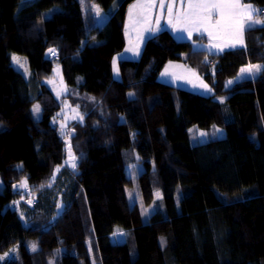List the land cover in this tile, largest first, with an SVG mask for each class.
I'll return each mask as SVG.
<instances>
[{
    "label": "trees",
    "instance_id": "obj_1",
    "mask_svg": "<svg viewBox=\"0 0 264 264\" xmlns=\"http://www.w3.org/2000/svg\"><path fill=\"white\" fill-rule=\"evenodd\" d=\"M132 1L0 0V254L18 244V258L0 264H91V256L100 264H264V26L245 30V46L218 53L160 30L140 59L118 62L116 79ZM93 4L109 15L101 28ZM172 60L228 98L159 81ZM255 63L263 64L255 78L225 88ZM55 65L83 116L65 134L62 103L44 83ZM217 126L224 137L191 144L192 128ZM133 161L146 166L135 177L126 172ZM155 192L161 207L148 214ZM117 232L128 236L115 241Z\"/></svg>",
    "mask_w": 264,
    "mask_h": 264
},
{
    "label": "rangeland",
    "instance_id": "obj_2",
    "mask_svg": "<svg viewBox=\"0 0 264 264\" xmlns=\"http://www.w3.org/2000/svg\"><path fill=\"white\" fill-rule=\"evenodd\" d=\"M142 2H144V0H133L128 5L126 21L124 26L125 46L123 50H121L118 54L115 55L112 62L113 75L116 79H120V73L118 67V62L120 60L140 59L147 39H149L151 36L154 35V31H149L148 29L156 28L157 18H159L160 20L161 30L164 29L163 26L165 25L164 24L165 21L163 20L162 16H160V13H155L156 10H158V8L155 9L151 15H149L147 20H144L142 16L138 15L139 13L138 9H133V5ZM92 11L94 13L95 26L99 28L103 27L106 21L108 20L109 15L106 12H104L99 7L98 4H93ZM130 11L133 13L131 20L129 16ZM257 18L263 19L261 16H256L255 19ZM256 26H261V25H256ZM155 32H159V31H155ZM52 50L53 51L50 52L49 57H51L52 59H56L57 57L56 51L55 49ZM14 56L19 58V55H14ZM181 56L183 57V59H185L187 57V54L183 53L181 54ZM19 60L20 63L17 64V62L13 59L14 65L20 70H22L25 74H28V70L26 69L27 66L26 60H25L26 66L25 63L23 62V59L19 58ZM257 65L260 66L259 70H257L255 67ZM249 68H251V71H248ZM262 68H263V64L261 63H255L252 65L245 64L241 66L238 73L234 77L226 81L225 88L229 89L233 87L235 83L243 79L255 78V76L258 75L259 71ZM158 78L159 81L177 87L182 90L195 92L204 96H213L214 99L220 102H224L229 96V93L220 96L214 95L215 91L210 86V84L207 83L196 70L185 64L183 60L169 61L160 72ZM44 83L54 92L56 98H58L62 103V111L59 115V128L61 133L65 134L67 132V126L70 122L82 121L83 119L82 113L77 107L72 106L70 101L65 97L68 88L63 80L62 73L58 65H55V69L53 70L52 76L44 80ZM203 85H207V87L205 88L203 87ZM40 117H41V112L36 113L35 118L39 119ZM201 133H205L206 135L201 136L200 135ZM211 136L224 137L225 130L217 126L208 133L206 130L200 128H192L190 131V142L192 145L196 143H205L208 141V139ZM145 168L146 166L144 162L133 161L127 165L126 172L129 176L135 177L136 175L144 171ZM25 181L26 180H24L21 183V189L24 192H28L29 191L28 184L26 183V185L22 186ZM14 186L15 188L17 187L16 185ZM131 189L128 190L127 195L130 204L134 205L136 200L139 198V194L137 189H134V187H132ZM161 198H162V194L160 192H155V195L152 200L153 202L150 203L148 207H146L148 214L155 212L156 210H158L159 207H161ZM25 201L27 203L30 202L29 200H25ZM20 205H21L20 202H15L12 204V207L19 210L22 220L26 222L24 219L26 214L24 211L21 210ZM143 218L144 220H147V216L144 214H143ZM127 236L128 235H126L123 232H117L112 237L113 240L115 241H124ZM27 246L30 253L36 252L38 250V245L36 243L30 242L27 243ZM33 246H35V250H33ZM17 258H18V244L14 245L7 252L0 254V263H4L5 261H9V260H15ZM91 264H100V261L98 260V258L96 259L95 256H91Z\"/></svg>",
    "mask_w": 264,
    "mask_h": 264
},
{
    "label": "snow or ice",
    "instance_id": "obj_3",
    "mask_svg": "<svg viewBox=\"0 0 264 264\" xmlns=\"http://www.w3.org/2000/svg\"><path fill=\"white\" fill-rule=\"evenodd\" d=\"M177 3V0H169L166 4L165 0H144L142 3L133 5V9H138V15L142 16L144 20H147L149 15L155 9H159L160 16H163L165 11L167 12V25H171L177 31H186L189 36L192 35L193 30L198 32H207L211 38L214 33L216 34H228L239 43H243L242 36L245 26L252 29L256 25L264 26V19H253V16H264V10L255 9L251 4H244L241 0H188L187 11L177 13L174 15L173 9ZM181 6L184 4V0H180ZM98 11V10H97ZM130 20L132 19L133 13H129ZM149 31H160L161 25L160 20H156V28L148 29ZM235 46V44L231 45ZM222 50V49H221ZM50 52L53 50L50 49ZM13 59L20 63L18 57ZM23 66V65H21ZM259 70L260 66H255ZM26 70V69H25ZM251 71V68L248 69ZM207 87V85H203ZM129 95H133L130 93ZM35 113L40 112L39 105H36L33 109ZM82 119V117H81ZM201 136L206 135L201 133ZM69 161L73 168L77 167L76 157L72 154L71 145L68 146ZM59 171V169H57ZM26 181L24 185H26ZM122 234V233H121ZM163 242V240H162ZM35 250V246H33Z\"/></svg>",
    "mask_w": 264,
    "mask_h": 264
},
{
    "label": "crops",
    "instance_id": "obj_4",
    "mask_svg": "<svg viewBox=\"0 0 264 264\" xmlns=\"http://www.w3.org/2000/svg\"><path fill=\"white\" fill-rule=\"evenodd\" d=\"M157 2L159 3V0H157ZM168 2H169V0H165L166 4ZM241 2L244 4H250V3H245L243 0H241ZM187 3H188V0H184V4H183V6H181L180 0H177V3L173 9L174 15L177 13L186 12L188 10L187 9ZM251 5L253 8L259 9L255 5H253V4H251ZM155 13H159V9L156 10ZM255 17H256V15L253 16V19H255ZM162 18L165 21V23H164L165 25L163 26L164 29H168L170 32H172V34L178 40L190 41L192 43L193 48L196 50H206V51L211 52V53H217V52H224V51H227L230 49H235L238 47L245 46V30L248 28L247 26H245V29L243 31V36H242L243 43L241 44L237 40H235L231 36H229L228 34H224V33H222V34L214 33V35L210 38L208 36L207 32H202V31L198 32V31L193 30L192 35L189 36L186 31H184V32L177 31L171 25L166 24V21H167V12L166 11H165L164 15L162 16ZM156 33L157 32L154 31V34H156ZM233 44H235L234 47L231 46Z\"/></svg>",
    "mask_w": 264,
    "mask_h": 264
},
{
    "label": "water",
    "instance_id": "obj_5",
    "mask_svg": "<svg viewBox=\"0 0 264 264\" xmlns=\"http://www.w3.org/2000/svg\"><path fill=\"white\" fill-rule=\"evenodd\" d=\"M50 49H48L47 51H46V53H45V57H49V54H50V51H49ZM69 146V145H68ZM71 150H72V148H71ZM72 154H73V151H72ZM68 155H69V152H68Z\"/></svg>",
    "mask_w": 264,
    "mask_h": 264
},
{
    "label": "built area",
    "instance_id": "obj_6",
    "mask_svg": "<svg viewBox=\"0 0 264 264\" xmlns=\"http://www.w3.org/2000/svg\"><path fill=\"white\" fill-rule=\"evenodd\" d=\"M260 10H264V6L260 8ZM264 17V16H263Z\"/></svg>",
    "mask_w": 264,
    "mask_h": 264
}]
</instances>
